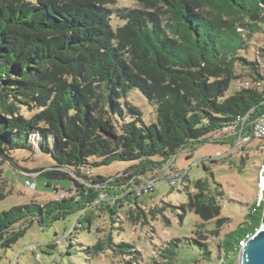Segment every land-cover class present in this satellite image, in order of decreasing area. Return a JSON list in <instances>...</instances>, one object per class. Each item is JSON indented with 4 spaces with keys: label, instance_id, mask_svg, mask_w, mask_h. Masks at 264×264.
<instances>
[{
    "label": "trees",
    "instance_id": "1",
    "mask_svg": "<svg viewBox=\"0 0 264 264\" xmlns=\"http://www.w3.org/2000/svg\"><path fill=\"white\" fill-rule=\"evenodd\" d=\"M136 1L142 7L119 9L125 23L114 27L110 5L117 0H0V169L13 150L32 149L37 134L55 161L39 175L66 193L1 212V247L35 221L47 226L99 201L108 183L93 168L132 161L129 169L138 174L155 171L218 131L224 136L217 140L233 149L242 118L247 116L242 134H250L264 114V74L245 55L253 36L264 32V0ZM238 67L250 73L253 86L233 87ZM133 88L157 103L156 122H143L141 111L122 100ZM22 108L34 112L26 116ZM58 178L74 184H52ZM196 187L183 207L214 221L211 234L220 235L229 218L205 180ZM139 199L127 193L114 206L101 205L114 215L128 201L137 219L146 216ZM263 211L264 201L254 204L250 220L228 232L222 247L237 255L260 227ZM201 245L209 258L207 243ZM177 247L168 243L162 249L168 261L152 264H171ZM107 248L141 257L132 243H116L111 235L92 246L97 252Z\"/></svg>",
    "mask_w": 264,
    "mask_h": 264
},
{
    "label": "rangeland",
    "instance_id": "2",
    "mask_svg": "<svg viewBox=\"0 0 264 264\" xmlns=\"http://www.w3.org/2000/svg\"><path fill=\"white\" fill-rule=\"evenodd\" d=\"M110 7L115 11L111 23L117 27L125 23L118 16L119 9L142 6L136 0H117ZM245 55L257 62L264 74V32L253 36L251 48ZM238 74L233 83L235 89L254 85L247 70L238 67ZM122 100L131 102L141 111L143 122L157 121V103L139 89H131ZM21 111L26 116L34 112L28 108ZM223 136L222 131L212 133L206 142L181 150L163 168L142 173L143 176L129 169L132 161H115L93 168L94 174L108 181L101 200L88 205L81 213L57 219L47 226L35 221L16 242L5 248L0 245L1 264H152L168 261L162 256V249L171 241L178 242L171 264H241V251L235 255L222 247L221 242L228 232L250 220L254 204L264 201L260 187L261 174L264 173V140L253 139L233 150L230 142L217 140ZM38 140L36 134L32 149H15L3 163L0 169V213L16 205L61 198L53 190V185L48 184V178L39 175L42 172L39 169L52 168L55 161L42 151ZM62 170L87 184L69 169ZM177 172L186 174L171 185L169 180ZM28 180L32 186L27 184ZM198 180L207 182L222 206V216L229 218L220 235L211 234L214 221L204 222L194 211L183 207L191 195L199 192ZM52 184L69 188L74 181L58 178ZM151 186L152 191L139 196L145 217L133 219L129 202L125 200L119 203L125 206L117 208L114 215L101 205L114 206L128 192L134 194L136 188ZM108 235L116 243H132L141 252L140 259H131L111 248L101 252L92 249L98 240ZM201 243H207L209 258H205Z\"/></svg>",
    "mask_w": 264,
    "mask_h": 264
},
{
    "label": "built area",
    "instance_id": "3",
    "mask_svg": "<svg viewBox=\"0 0 264 264\" xmlns=\"http://www.w3.org/2000/svg\"><path fill=\"white\" fill-rule=\"evenodd\" d=\"M246 118H247V116H245L244 118H242V128H243V126H244V123H245V121H246ZM242 128L240 129V135H239V138H238V140H237V142H236V145H235V147L233 148V150L237 147V146H239V145H243V144H245V143H248V142H250L251 140H253V139H260V140H264V114L263 115H261L258 119H256L253 123H252V126H251V131H250V134H242ZM172 160V159H171ZM170 160V161H171ZM63 169V168H62ZM87 173L91 176L92 175V172L90 171V170H87ZM186 174V172H184L183 174H181V173H179V172H177V173H175V175L176 176H174V178L173 179H171V180H169L170 181V183H171V185H173V184H175L176 183V179L178 178V177H183L184 175ZM137 175H140V176H143V174H141V173H137ZM136 175V176H137ZM81 179V178H80ZM82 181H86L85 179H81ZM106 182H108V181H106ZM264 182V173H262L261 174V179H260V187H261V189H262V192H264V188H263V186H262V183ZM27 184L29 185V186H32V183L30 182V180H28L27 181ZM152 189V186L151 187H148V188H145V187H143V188H136V190H135V192H134V194H133V192H128V193H132L133 195H136V196H140L141 194H143V193H145V192H147V191H150ZM152 191V190H151ZM58 195H60V197L62 198V197H64V195H66V193L64 192V191H57L56 192ZM104 194V193H103ZM101 195L102 194H100V197H99V201L101 200ZM261 202V201H260ZM241 244L242 245H244L245 244V242L244 241H242L241 242Z\"/></svg>",
    "mask_w": 264,
    "mask_h": 264
},
{
    "label": "water",
    "instance_id": "4",
    "mask_svg": "<svg viewBox=\"0 0 264 264\" xmlns=\"http://www.w3.org/2000/svg\"><path fill=\"white\" fill-rule=\"evenodd\" d=\"M241 253V264H264V211L260 227L242 246Z\"/></svg>",
    "mask_w": 264,
    "mask_h": 264
},
{
    "label": "bare ground",
    "instance_id": "5",
    "mask_svg": "<svg viewBox=\"0 0 264 264\" xmlns=\"http://www.w3.org/2000/svg\"><path fill=\"white\" fill-rule=\"evenodd\" d=\"M262 186H263V188H264V182L262 183Z\"/></svg>",
    "mask_w": 264,
    "mask_h": 264
}]
</instances>
